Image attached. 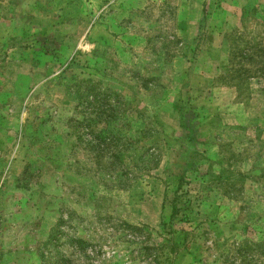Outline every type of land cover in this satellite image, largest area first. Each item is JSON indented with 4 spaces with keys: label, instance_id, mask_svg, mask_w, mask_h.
<instances>
[{
    "label": "rangeland",
    "instance_id": "1",
    "mask_svg": "<svg viewBox=\"0 0 264 264\" xmlns=\"http://www.w3.org/2000/svg\"><path fill=\"white\" fill-rule=\"evenodd\" d=\"M247 4L0 0V264H264Z\"/></svg>",
    "mask_w": 264,
    "mask_h": 264
},
{
    "label": "crops",
    "instance_id": "2",
    "mask_svg": "<svg viewBox=\"0 0 264 264\" xmlns=\"http://www.w3.org/2000/svg\"><path fill=\"white\" fill-rule=\"evenodd\" d=\"M244 1H246V0H244ZM252 1H255V0H247V2H248V6H250L251 5V2ZM257 4H255V5H253L252 7H248V6H245V5H243V6H241L240 7V9H239V14H240V20H241V22H243V24H245V22L248 20L249 22H250V20L252 19V18H254V16H245V17H243V15L245 14V13H248L249 12V10H250V13H253V11H254V9L257 7L258 8V10L260 11L261 9H259L260 7L257 5ZM256 10V9H255ZM224 13V12H223ZM228 13H230V11H225V14H228ZM252 23V22H251ZM223 24H224V22H223ZM255 24H253V26H254ZM230 88H232V86L230 87ZM228 91H231V89L230 90H228Z\"/></svg>",
    "mask_w": 264,
    "mask_h": 264
}]
</instances>
